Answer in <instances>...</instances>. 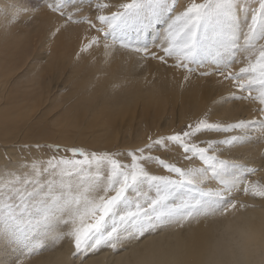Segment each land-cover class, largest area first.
I'll return each instance as SVG.
<instances>
[{
    "label": "snow or ice",
    "instance_id": "snow-or-ice-1",
    "mask_svg": "<svg viewBox=\"0 0 264 264\" xmlns=\"http://www.w3.org/2000/svg\"><path fill=\"white\" fill-rule=\"evenodd\" d=\"M45 6L63 20L52 38L69 24L95 32L83 38L77 60L95 48L107 62L122 49L182 70L181 87L194 75H217L234 91L214 98L184 129L149 135L135 148L37 143L47 155L0 169V264L58 252L79 264L121 257L160 233H187L217 215L264 205L237 200L242 191L264 202V182L251 179L259 169L243 154L225 155L264 147V0H46ZM37 11L14 3L9 23ZM237 102L251 104L255 115L212 119L217 107ZM175 149L186 163L154 154Z\"/></svg>",
    "mask_w": 264,
    "mask_h": 264
},
{
    "label": "bare ground",
    "instance_id": "bare-ground-1",
    "mask_svg": "<svg viewBox=\"0 0 264 264\" xmlns=\"http://www.w3.org/2000/svg\"><path fill=\"white\" fill-rule=\"evenodd\" d=\"M118 2L120 0H110V3L113 4ZM14 3L18 4V0H0V14L10 17ZM52 14L43 13V15L40 14L41 16L37 18L36 28L42 35L34 37L33 48L29 46V40L19 43L17 35H14V37L12 35L16 32L9 31L10 37H8L7 33H3L6 30L0 29V34H3L0 35V62L2 63L3 52L5 51L18 52L21 56L27 51H32L42 58L40 56L42 48L40 47L46 46V42L53 41L54 38L50 36V33L57 25L63 24V21L57 20L53 16L54 14ZM56 17L61 19L59 16ZM21 19L26 22L29 21V18L21 17ZM2 22L0 20V27H3ZM64 30L67 31V38L77 40L78 42H82L85 36L92 35L91 32L87 31L85 24L84 26H71L69 24L62 29L63 32ZM11 40H15V44H6ZM93 49L92 51L98 52L96 51L97 49ZM141 63L143 64L142 74L147 76L149 80L147 84L138 73L126 71L125 67H128L130 64L126 56L117 55L108 58L107 62H105L102 49L99 50V53H94L89 57L81 59V64L75 68L72 67L66 77L59 76L62 70L61 65L56 60L50 59L49 63L46 66L44 65L42 72L36 78L35 94L37 95L39 92L41 94H50L55 93L56 90H64L65 99L63 101L66 104L65 109H69L75 102L83 98L88 99V96L92 97L90 95L92 92L90 88L93 84L113 82L106 87L93 88L95 97H92L85 105H79L81 112L83 108L85 114L94 111L98 118L105 117L107 119V121H102L109 128L110 137L114 136L112 132L115 128L124 131V126L128 120H126V116L129 118L132 112L137 114V117L131 123V128H134V130H127L131 136L130 140L133 142L130 143L126 137L119 139L117 143H115L116 139H114L107 145V147L112 149L115 146H141L147 142L149 135L155 137L159 134L167 133L171 130L167 129L168 127L181 124L176 119L183 112H190L187 120H193L211 106L214 98L234 91L231 87V82L223 81L222 83H218V80H222V77H218L217 75L209 77L194 75L190 82L185 83L181 87L185 75L182 70L166 67L154 59L140 61ZM136 66L138 64H134L132 68L135 69ZM65 69L68 70V66ZM82 71H89L90 73L79 77L78 73ZM58 76L59 78H57ZM6 91L7 87L0 84V169L19 167L22 160H28L34 156H44L41 150L39 152L36 151L33 146L35 142L47 141L64 144L60 140V131L54 127L50 120L38 119L33 121L31 118H26L25 114L17 112L14 106L6 104L7 99L1 98ZM179 93L180 96H178ZM251 107L252 105L248 103L224 105L215 109L212 118L224 121H232L237 118H251L255 115L250 112ZM118 114L119 118L117 119ZM26 129L29 130L24 131ZM223 135L226 134H213L210 138H222ZM25 145L31 146V149H35V152L30 156H26L28 154L24 155V153L21 154V152H24L23 150L27 149L24 147ZM160 154L168 156L167 153L163 155L164 153L160 152ZM241 154L249 161L248 166L259 169L251 179L264 182V160H262L264 158V147L256 143L252 145L251 149L245 147L230 154L225 153L226 156L231 155L233 158H239ZM178 158L177 156L178 163H186L183 159ZM237 200H242L246 203H264L253 201L250 197L245 196L242 191L237 195ZM202 229L203 225L192 229V231L200 232ZM169 233L170 231L160 233L155 237L146 239L143 243L164 237ZM41 258L33 257L26 259L24 264H37ZM119 258L101 255L89 261V264H116Z\"/></svg>",
    "mask_w": 264,
    "mask_h": 264
},
{
    "label": "rangeland",
    "instance_id": "rangeland-1",
    "mask_svg": "<svg viewBox=\"0 0 264 264\" xmlns=\"http://www.w3.org/2000/svg\"><path fill=\"white\" fill-rule=\"evenodd\" d=\"M71 2V0H70ZM106 2L110 3V0H106ZM199 2V0H198ZM19 5H23L24 7H27L29 9H37L35 15L32 13H29L26 16H23L24 18H29V21L26 22L22 19L18 23H9V20L7 17L8 15L0 14V20L3 23V27L1 26L0 29L6 30L3 31V33H7L9 36L10 32H16L13 35H17V40L19 43L24 42L25 40H29L30 47H32V43L35 41V36L42 35L41 32L37 31L36 28V20L38 17H40L43 13H51L46 9V0H18ZM85 14H88L87 10ZM53 15V14H52ZM57 20L63 21L62 19L57 18L56 14L53 15ZM22 17V18H23ZM63 23V22H62ZM17 25V26H16ZM71 26H79L84 24H70ZM87 27V25H85ZM9 29V30H8ZM22 29V30H21ZM92 35H95V32H91ZM67 31L64 30L61 31L59 34L56 35L53 41L46 42V46L40 47L42 48L41 57L36 55L35 52L27 51L24 53L23 56L20 55L18 52L13 51H5L3 52V60L2 63L0 62V84L5 85L7 87V91L5 94L1 96L2 99H7L6 104H10L15 107L17 112H21L22 114H25L26 118H31V120H38V119H48L52 122L54 127L60 131V140L64 142V144L56 143V142H47V141H39L35 142L33 144L36 145V143L39 144H59L61 146H82L86 147L92 150H99V149H107V150H116V149H131L135 148L132 146H115L112 149L107 147V145L114 139H116L115 143L119 139H122L123 137H126V139L132 143L133 141L130 140L131 136L129 130H134V128H131V123H133V119L137 117V114L132 112L130 117L126 116V124L124 131L118 130L115 128V130L112 132L114 133L113 137L109 136V128L106 124L103 123L102 120L107 119L97 117L95 115L94 111L89 112L88 114H85L82 108V112L80 111L79 105H85L87 101H90L92 97H95L93 94V88L99 89L101 87H106L113 82H105L103 84H93L90 90H92L91 94L92 97L88 96V99H82L78 102H75L72 104L69 109H65V102L63 101L65 99V93L64 90H56L55 93H47V94H41L40 92L36 95L35 90V83L36 78L38 77V74L42 72L44 65L49 63L50 59L56 60L62 67V70L59 73V76L66 77L72 67H76L77 65L81 64V59L91 56L94 53H99V50H96L98 52L90 50L89 53H82L79 60L76 59V54L79 51V48L81 46L82 42H78L77 40H72L66 37ZM3 35V34H0ZM6 35V34H5ZM151 39V37L149 36ZM148 38V39H149ZM149 39V40H150ZM6 44L13 45L15 44V40L8 41ZM159 54V53H158ZM117 55H124L127 57L128 62L130 64L126 68V71L128 72H135L138 73L139 76L142 77V79L145 80L146 84L149 82L147 76L142 74V68L139 66H136L135 69L132 68L134 64H140V58L137 56V54L125 51L122 49H118L114 55L111 57H115ZM169 63L171 64L172 61L170 60ZM68 66V70L65 69V67ZM234 65V69H238L241 65L236 66ZM89 71H82L78 73L79 77H83L85 75H88ZM59 76L57 78H59ZM178 91L179 88L177 87ZM49 94V95H48ZM174 96L175 93L172 92ZM180 96V93L178 94ZM55 101V102H54ZM239 103V102H237ZM235 103V104H237ZM188 113H182L178 116L176 119L177 121H180L181 124H175L168 127L167 129H171L167 133L163 134H170L173 131H180L181 129H184L191 120H187ZM119 118V114L117 115V119ZM213 120H216L212 118ZM194 120V119H193ZM233 121V120H232ZM231 122V121H229ZM181 125V126H180ZM29 129H26L24 131H28ZM213 135V134H212ZM210 138V137H209ZM32 144V145H33ZM34 146V145H33ZM140 146V145H139ZM23 150V149H22ZM35 149H31L29 151L28 149L23 150L24 152H21V154L24 153L26 156L32 155ZM41 152L44 155L48 154L47 149H42ZM180 150L175 149L171 154H168V157H179L178 159H183L180 155ZM159 154L160 153H154ZM164 153L163 155H165ZM176 154V155H175ZM162 156V155H161ZM30 158V157H29ZM157 167V168H156ZM152 168V169H151ZM158 166L152 165L150 166V170L157 174H163L162 169H158ZM158 169V171H157Z\"/></svg>",
    "mask_w": 264,
    "mask_h": 264
},
{
    "label": "clouds",
    "instance_id": "clouds-1",
    "mask_svg": "<svg viewBox=\"0 0 264 264\" xmlns=\"http://www.w3.org/2000/svg\"><path fill=\"white\" fill-rule=\"evenodd\" d=\"M37 264H79L67 252ZM116 264H264V205L217 215L200 232L171 230L121 256Z\"/></svg>",
    "mask_w": 264,
    "mask_h": 264
}]
</instances>
